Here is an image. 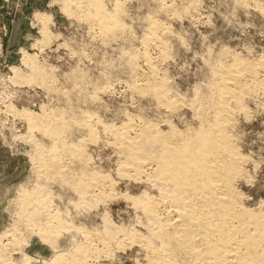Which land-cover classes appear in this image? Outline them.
I'll return each instance as SVG.
<instances>
[{
    "label": "rangeland",
    "instance_id": "rangeland-1",
    "mask_svg": "<svg viewBox=\"0 0 264 264\" xmlns=\"http://www.w3.org/2000/svg\"><path fill=\"white\" fill-rule=\"evenodd\" d=\"M238 2L0 0V264H144L132 239L116 243L115 230L103 225L113 221L120 236L141 232L135 201L126 195L137 198L145 186L117 176L104 128L131 119L166 129L159 122L169 113L134 88L148 70L139 53L151 19L168 29L165 54L153 46L148 52L156 76L184 103L170 116L180 128L191 120L185 104L195 93L209 94L212 68L264 53V17L255 7L264 0ZM97 5L114 15L107 33L93 21ZM262 97L246 99V114L237 115L231 130L248 177L237 188L252 209H264ZM85 165L110 174L113 193L80 202L68 169Z\"/></svg>",
    "mask_w": 264,
    "mask_h": 264
},
{
    "label": "bare ground",
    "instance_id": "bare-ground-1",
    "mask_svg": "<svg viewBox=\"0 0 264 264\" xmlns=\"http://www.w3.org/2000/svg\"><path fill=\"white\" fill-rule=\"evenodd\" d=\"M238 3L243 6L247 0ZM97 6L93 21L107 33L116 22L114 15ZM255 7L264 17V6ZM160 23L149 20L145 45L139 53L148 70L140 78L141 83H134V88L137 93L150 96L157 105L155 109L164 108L171 116L179 109L180 100L156 76L158 66L148 52V46H153L162 56L165 54L163 36L168 29ZM211 80L207 96L195 93L192 102L185 104L191 109V120L183 121L182 128L169 115L159 122L166 129L149 119L138 123L128 119L122 127L104 128L117 154V176L143 181L145 186L137 198L126 195L135 201V218L141 232L131 227L127 231L122 229L120 236V228L113 221L103 220V225L107 230H115L116 243L123 238L132 239L141 250L144 264H264V209L246 206L245 197L237 188L239 181L247 182L246 158L238 151L231 134L237 115L245 111L243 103L261 95L264 98V53L252 59L232 57L221 62L212 68ZM58 128L56 124L53 131ZM76 167H69L68 174L80 202L115 190L110 174L101 176V172L86 165L76 172ZM107 211L104 208L103 214Z\"/></svg>",
    "mask_w": 264,
    "mask_h": 264
}]
</instances>
